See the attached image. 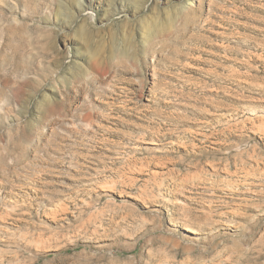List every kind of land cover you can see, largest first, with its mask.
Listing matches in <instances>:
<instances>
[{"label": "rangeland", "instance_id": "obj_1", "mask_svg": "<svg viewBox=\"0 0 264 264\" xmlns=\"http://www.w3.org/2000/svg\"><path fill=\"white\" fill-rule=\"evenodd\" d=\"M0 264H264V0H0Z\"/></svg>", "mask_w": 264, "mask_h": 264}, {"label": "bare ground", "instance_id": "obj_2", "mask_svg": "<svg viewBox=\"0 0 264 264\" xmlns=\"http://www.w3.org/2000/svg\"><path fill=\"white\" fill-rule=\"evenodd\" d=\"M253 156V155H252ZM187 229H191V231L195 230L196 228H192L190 226V228ZM193 229V230H192ZM196 231V230H195ZM194 231V232H195ZM53 240L52 236H47L45 234H39L37 237H35V242L37 243V246L41 247H50L49 243ZM33 244V243H32ZM49 245V246H47Z\"/></svg>", "mask_w": 264, "mask_h": 264}]
</instances>
